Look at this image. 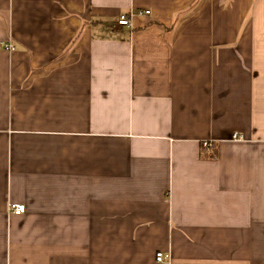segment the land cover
<instances>
[{
	"label": "crops",
	"instance_id": "crops-1",
	"mask_svg": "<svg viewBox=\"0 0 264 264\" xmlns=\"http://www.w3.org/2000/svg\"><path fill=\"white\" fill-rule=\"evenodd\" d=\"M0 264H264V0H0Z\"/></svg>",
	"mask_w": 264,
	"mask_h": 264
},
{
	"label": "built area",
	"instance_id": "built-area-1",
	"mask_svg": "<svg viewBox=\"0 0 264 264\" xmlns=\"http://www.w3.org/2000/svg\"><path fill=\"white\" fill-rule=\"evenodd\" d=\"M148 11L145 10L142 12L143 15H148ZM132 14H120L115 20V25L117 27H125V28H130L131 23H130V18ZM2 49L5 51H12L13 47L11 45H2ZM232 140H240L241 137L238 135H232L231 136ZM6 212L11 215H21L24 212V205L22 204H14V203H8L6 206ZM154 260L158 263H166L169 260L168 255H163L162 253H156L154 255Z\"/></svg>",
	"mask_w": 264,
	"mask_h": 264
}]
</instances>
